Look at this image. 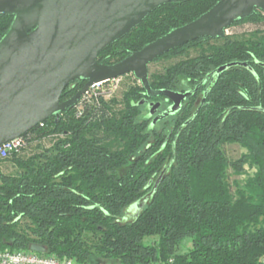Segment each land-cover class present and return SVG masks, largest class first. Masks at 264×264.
<instances>
[{
  "label": "trees",
  "instance_id": "trees-1",
  "mask_svg": "<svg viewBox=\"0 0 264 264\" xmlns=\"http://www.w3.org/2000/svg\"><path fill=\"white\" fill-rule=\"evenodd\" d=\"M218 1L159 6L101 51L98 62L124 59ZM12 21L0 16V39ZM245 22L263 24L264 12L233 25ZM160 60L168 64L149 73L152 88L189 91L175 114L152 125L150 105L159 103L161 113L172 102L148 97L139 82L120 100L95 102L80 116L72 106L30 130L57 136L30 156L13 153L14 173L0 169L1 251L38 243L45 254L81 264H264V29L201 37ZM85 83H70L60 100ZM229 142L246 149L235 161L223 150ZM246 164L255 174L230 183L228 168L240 176ZM147 195L135 218L124 221Z\"/></svg>",
  "mask_w": 264,
  "mask_h": 264
},
{
  "label": "water",
  "instance_id": "water-1",
  "mask_svg": "<svg viewBox=\"0 0 264 264\" xmlns=\"http://www.w3.org/2000/svg\"><path fill=\"white\" fill-rule=\"evenodd\" d=\"M172 0H0V16L13 21L0 39V145L28 133L39 123L75 106L96 82L132 73L148 97L165 95L172 104L158 120L180 110L188 92L154 89L149 64L161 55L201 37H224L236 21L264 12V0H220L195 20L131 52L124 59L101 64L98 55L126 35L154 9ZM228 67H219L217 73ZM79 79L85 85L61 101L66 87ZM149 195L143 197L144 205ZM30 249L46 252L33 243Z\"/></svg>",
  "mask_w": 264,
  "mask_h": 264
},
{
  "label": "rangeland",
  "instance_id": "rangeland-1",
  "mask_svg": "<svg viewBox=\"0 0 264 264\" xmlns=\"http://www.w3.org/2000/svg\"><path fill=\"white\" fill-rule=\"evenodd\" d=\"M257 28L264 29V23L261 25L251 23V22L235 24L228 29V32H226V34L229 36L231 35V36H236V37L241 38V37L249 36ZM191 54L195 55L196 53H195V51H192ZM167 64H168V61H166V60L153 61L149 64V73L160 72L163 70L164 66ZM134 77L135 76L133 74L129 73L126 76L125 75L120 76L115 81H112V83L110 85L113 88V94L111 96H108V97L102 96L101 99L111 100V99L117 98L118 100H120L123 92L129 87V85H131L132 83L135 84V83L140 82L139 80L136 81L134 79ZM108 87L109 86H107V88ZM117 107L120 108L121 104L118 103ZM150 109H151V105H150ZM157 112H160V110L157 109ZM157 112H156V114H157ZM56 136L57 135H50L48 137H45L44 139H42L41 143H39L37 141H33L28 147L21 150L19 152V154L21 156H25V157L30 156L33 153H35L36 151H40L41 147H38V145H42L43 148H50L52 146L53 142L56 140ZM223 150H224L225 154L227 155L228 159H230L231 161H235V160L239 159L241 157V155L246 152V149L244 147H242L239 143H236V142H229V143L224 144ZM11 156L5 160L0 161V169L3 173L10 174V173H14L17 170ZM255 172H256V167H254L250 164H246L244 166V172L240 176H236L234 174L233 168L229 167L228 168V180L230 181V183L234 182L235 180L240 181V182H244L250 176H253L255 174ZM232 189L234 190V187H232ZM142 199H140L136 203L132 204L128 208V210L125 213V216L123 218L124 221H130V220H133L135 218L137 213H139V211L143 207V205L140 206V204H139ZM155 239L156 238H153L152 240H155ZM183 244L186 247L190 246L189 238H186V240L184 241ZM178 250L181 252L184 249L182 246H180L178 248Z\"/></svg>",
  "mask_w": 264,
  "mask_h": 264
},
{
  "label": "built area",
  "instance_id": "built-area-1",
  "mask_svg": "<svg viewBox=\"0 0 264 264\" xmlns=\"http://www.w3.org/2000/svg\"><path fill=\"white\" fill-rule=\"evenodd\" d=\"M230 28V27H229ZM226 32H228V29ZM119 78V77H117ZM117 78H110L100 82H96L91 85L88 90L82 95L80 100L75 105L77 116L82 114L85 107L90 106L95 102H100L105 99H101L102 96L108 97L113 94V88L111 87L112 81ZM107 86H109L107 88ZM93 99V100H92ZM107 101V100H105ZM39 127H44L45 122L38 124ZM45 137H38L36 131H29L19 137H16L4 144L0 145V161L7 159L13 153H19L24 148L28 147L33 141L39 143ZM264 263V257L262 258ZM0 264H81L75 258L71 257H59L53 254H45V252H36L31 249H21L15 251H1L0 250Z\"/></svg>",
  "mask_w": 264,
  "mask_h": 264
},
{
  "label": "flooded vegetation",
  "instance_id": "flooded-vegetation-1",
  "mask_svg": "<svg viewBox=\"0 0 264 264\" xmlns=\"http://www.w3.org/2000/svg\"><path fill=\"white\" fill-rule=\"evenodd\" d=\"M170 100V99H169ZM172 102V101H171ZM152 104H154V103H152ZM172 104V103H171ZM151 107H152V105H151ZM158 113V112H157Z\"/></svg>",
  "mask_w": 264,
  "mask_h": 264
}]
</instances>
